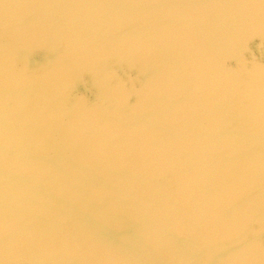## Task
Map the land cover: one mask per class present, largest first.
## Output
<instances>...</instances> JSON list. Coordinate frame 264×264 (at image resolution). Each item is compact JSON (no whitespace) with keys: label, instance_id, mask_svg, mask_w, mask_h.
<instances>
[{"label":"water","instance_id":"obj_1","mask_svg":"<svg viewBox=\"0 0 264 264\" xmlns=\"http://www.w3.org/2000/svg\"><path fill=\"white\" fill-rule=\"evenodd\" d=\"M0 264H264V0H0Z\"/></svg>","mask_w":264,"mask_h":264}]
</instances>
